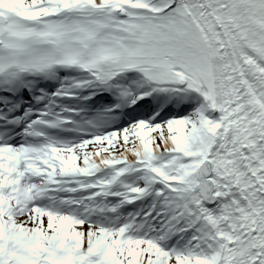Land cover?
Returning <instances> with one entry per match:
<instances>
[{"label": "snow or ice", "instance_id": "6c2138e0", "mask_svg": "<svg viewBox=\"0 0 264 264\" xmlns=\"http://www.w3.org/2000/svg\"><path fill=\"white\" fill-rule=\"evenodd\" d=\"M0 264H264V0H0Z\"/></svg>", "mask_w": 264, "mask_h": 264}]
</instances>
